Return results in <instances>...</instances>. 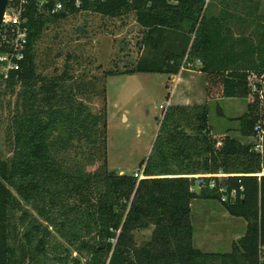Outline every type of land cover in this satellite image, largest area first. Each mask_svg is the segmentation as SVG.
Segmentation results:
<instances>
[{
  "label": "trees",
  "instance_id": "16d2710c",
  "mask_svg": "<svg viewBox=\"0 0 264 264\" xmlns=\"http://www.w3.org/2000/svg\"><path fill=\"white\" fill-rule=\"evenodd\" d=\"M55 2L62 10L51 14ZM238 2L251 3L218 0V12L209 14L202 0H45L41 7L29 0L24 58L18 71L0 79V264H38L53 234L78 254L84 251L85 264H258L264 245V175L256 149L264 130V17L235 28L230 7ZM80 14L132 15L149 57L100 73V65L97 73L86 69L74 51L39 60L45 30ZM185 58L200 61L207 101H246V112L235 119L239 138L212 134L206 105L168 106L138 165L144 178L110 171L106 78L176 75ZM96 101L95 110L90 105ZM221 188L236 197L222 202ZM193 199L216 200L246 222L230 253L193 247ZM149 227V240L136 245L134 232ZM71 264L81 263L73 258Z\"/></svg>",
  "mask_w": 264,
  "mask_h": 264
},
{
  "label": "rangeland",
  "instance_id": "374dc122",
  "mask_svg": "<svg viewBox=\"0 0 264 264\" xmlns=\"http://www.w3.org/2000/svg\"><path fill=\"white\" fill-rule=\"evenodd\" d=\"M213 2L214 0H210L209 4ZM261 2L264 4V0ZM78 30L82 32L77 33ZM142 35L143 30L136 24L132 15L122 20H109L93 14L69 16L57 26L45 30L37 46L39 60H43L44 55H49L50 59L62 49L63 52L74 51L81 56L83 66L95 73L98 72L94 69L97 65L101 66L98 73L103 70L122 71L140 58L149 57L148 48L140 45ZM62 62L63 59L58 58L55 64L58 67ZM79 68V65L75 66L76 70ZM165 79V75L147 73L106 78L107 161L110 171L118 173L123 169V174H133L139 169V163L149 155L161 119L162 111L159 106L166 105V97L170 94L171 88L169 85L165 86ZM8 99L7 97L6 100ZM233 102L238 104L237 102L242 100L219 104L212 102L208 105V124L213 127L215 134L222 133L227 128H235L232 120H225L218 115L220 107L225 116L229 117L238 109L226 110L227 104L229 106ZM90 106L96 110L99 108V102L96 101ZM2 138L3 133L0 132V143ZM0 148L2 152L5 151ZM93 169L94 167L86 168L87 171ZM194 190L199 189L195 187ZM24 208L36 216L29 205ZM152 230L153 227H149L135 231L136 245L148 241ZM49 240L46 254L38 264H63L59 259H65L67 264H71L73 258L85 264L87 255L84 251L78 254L56 234ZM211 246L214 251L220 253L227 249L221 244L216 246L212 243Z\"/></svg>",
  "mask_w": 264,
  "mask_h": 264
},
{
  "label": "crops",
  "instance_id": "0c3cea01",
  "mask_svg": "<svg viewBox=\"0 0 264 264\" xmlns=\"http://www.w3.org/2000/svg\"><path fill=\"white\" fill-rule=\"evenodd\" d=\"M251 3H241L238 2L230 7V12L235 15V19L232 21V26L237 28L243 25L248 26L255 20L258 16L264 17V4L261 0H250ZM218 0H214L213 4L208 5V13L216 14L219 10ZM249 13L250 17L246 20L245 14ZM239 18V19H238ZM243 24V25H242ZM139 74V73H136ZM132 74L130 76H135ZM165 75V74H160ZM166 79L164 81L165 86H170L169 99L166 102V106H203L208 105L212 102L219 103H229V101H238L235 104L233 102L228 106L226 110H234L229 116H225L223 109L219 107L220 116L225 120H232L235 125L234 129H225L222 133L237 137L238 132V122L235 120L246 112V101L238 98H223L218 100L206 99L205 92V78L204 75L198 71V66L193 70L179 71L176 75H165ZM261 93L264 97V82L261 86ZM241 103H244L241 105ZM237 105V106H236ZM245 105V106H244ZM232 106V107H231ZM225 110V111H226ZM232 112V111H231ZM125 117V116H124ZM127 118L125 117V120ZM210 127L211 133L215 134L213 127ZM156 136V134H155ZM154 136V138H155ZM239 136V135H238ZM239 138V137H238ZM249 140H241L243 143ZM151 150V149H150ZM257 151L261 155V169L262 175H264V130L261 132L260 144L257 147ZM123 169L118 171V174H123ZM126 174V173H125ZM194 190V189H193ZM195 191V190H194ZM190 222L192 227V244L193 247L204 254H226L231 252V245L240 239L245 230L246 222L241 218H235L230 216L219 202L216 200H205V199H193L190 202ZM225 237V239H224ZM197 240V241H196ZM225 241V242H224ZM224 245L227 249L223 253L214 251L211 244Z\"/></svg>",
  "mask_w": 264,
  "mask_h": 264
},
{
  "label": "built area",
  "instance_id": "2783aa9c",
  "mask_svg": "<svg viewBox=\"0 0 264 264\" xmlns=\"http://www.w3.org/2000/svg\"><path fill=\"white\" fill-rule=\"evenodd\" d=\"M204 8L210 3V0H202ZM29 0H7V5L2 16L0 26V79L5 80L10 71L19 70V62L24 58V51L27 44V27L24 13L27 10ZM45 0H38V5L41 7ZM62 10V4L55 2L53 8L50 10L51 14L58 13ZM200 65L198 59L189 60L185 58L179 71L193 70ZM254 77L250 78L253 82ZM159 109L163 113L166 111V105H160ZM255 130H258L257 127ZM257 149V148H256ZM136 179H142L143 170L139 169L133 172ZM214 188V183L209 184V189ZM222 194L221 201L224 202L228 196L232 199L236 197L235 191H230L226 194L225 189H219ZM258 264H264V245L258 247Z\"/></svg>",
  "mask_w": 264,
  "mask_h": 264
},
{
  "label": "water",
  "instance_id": "95a60500",
  "mask_svg": "<svg viewBox=\"0 0 264 264\" xmlns=\"http://www.w3.org/2000/svg\"><path fill=\"white\" fill-rule=\"evenodd\" d=\"M6 5H7V0H0V26H1V20H2L3 13L5 11Z\"/></svg>",
  "mask_w": 264,
  "mask_h": 264
}]
</instances>
